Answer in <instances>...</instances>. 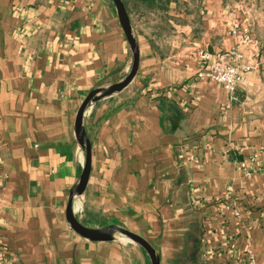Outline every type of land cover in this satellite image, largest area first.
<instances>
[{"label":"crops","instance_id":"0c3cea01","mask_svg":"<svg viewBox=\"0 0 264 264\" xmlns=\"http://www.w3.org/2000/svg\"><path fill=\"white\" fill-rule=\"evenodd\" d=\"M122 2L137 71L85 108L74 217L141 236L159 264H264V25L232 99L194 76L200 51L236 43L227 0ZM132 61L113 0H0V264H151L127 237L93 241L66 219L85 164L77 111Z\"/></svg>","mask_w":264,"mask_h":264},{"label":"water","instance_id":"95a60500","mask_svg":"<svg viewBox=\"0 0 264 264\" xmlns=\"http://www.w3.org/2000/svg\"><path fill=\"white\" fill-rule=\"evenodd\" d=\"M116 6V10L118 13L120 24L123 28V31L126 35L127 41L129 43L131 52H132V65L129 73L126 75V77L118 82L115 83L109 87L101 88L92 91L89 93V95L84 99L82 104L80 105L76 119H75V133L77 135L78 141L82 148L85 151V164L83 171L80 175L79 181L75 187V189L71 192L69 196V200L67 203V209H66V219L71 226V228L80 236L93 240V241H109L114 238V234L118 233L121 234L134 243L141 246L144 251L147 253L150 263L151 264H159V257L155 251V249L141 236L116 225L108 226L102 229H90L87 227H84L82 224H80L77 219L74 217L72 212V201L73 197L75 195L81 194L87 184L88 177H89V171H90V153H91V146L89 143V140L83 130L82 127V119H83V113L85 111V108L90 102H95L96 100H99L102 97L111 95L113 93L119 92L122 89H124L129 83L132 81L133 77L136 74L138 61H139V53H138V47L135 41V38L133 37L131 33V25L129 21V17L127 15V12L125 10V7L123 5L122 0H113Z\"/></svg>","mask_w":264,"mask_h":264},{"label":"built area","instance_id":"2783aa9c","mask_svg":"<svg viewBox=\"0 0 264 264\" xmlns=\"http://www.w3.org/2000/svg\"><path fill=\"white\" fill-rule=\"evenodd\" d=\"M228 31L236 38L235 45L226 51L215 53L200 51L199 59L203 65L198 68L194 76L196 80H206L221 85L231 98L235 99L239 83L245 80L246 73L251 70V66L243 61L242 49L251 48L255 45V41L248 28L238 21L233 22ZM254 157L255 155L252 156ZM239 164L243 168L246 167V161H241ZM246 264L259 263L253 253H248Z\"/></svg>","mask_w":264,"mask_h":264},{"label":"rangeland","instance_id":"374dc122","mask_svg":"<svg viewBox=\"0 0 264 264\" xmlns=\"http://www.w3.org/2000/svg\"><path fill=\"white\" fill-rule=\"evenodd\" d=\"M231 9L240 14L241 19L238 21L247 27L254 41L258 40L257 34L254 35V29L264 25V0H227ZM232 2V4L230 3ZM233 21V22H235ZM231 22V24L233 23ZM230 24V25H231Z\"/></svg>","mask_w":264,"mask_h":264},{"label":"trees","instance_id":"16d2710c","mask_svg":"<svg viewBox=\"0 0 264 264\" xmlns=\"http://www.w3.org/2000/svg\"><path fill=\"white\" fill-rule=\"evenodd\" d=\"M148 6H153L156 1H158L159 6L163 5L162 0H143Z\"/></svg>","mask_w":264,"mask_h":264}]
</instances>
